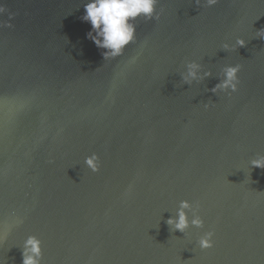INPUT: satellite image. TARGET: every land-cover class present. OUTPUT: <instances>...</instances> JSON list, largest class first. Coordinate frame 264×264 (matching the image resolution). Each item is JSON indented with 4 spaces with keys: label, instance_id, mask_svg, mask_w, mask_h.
Wrapping results in <instances>:
<instances>
[{
    "label": "water",
    "instance_id": "water-1",
    "mask_svg": "<svg viewBox=\"0 0 264 264\" xmlns=\"http://www.w3.org/2000/svg\"><path fill=\"white\" fill-rule=\"evenodd\" d=\"M85 2L0 0V264L29 235L41 264H264V0H159L107 60ZM188 60L212 75L183 83ZM228 64L238 90L213 93ZM185 199L204 225L172 231Z\"/></svg>",
    "mask_w": 264,
    "mask_h": 264
},
{
    "label": "clouds",
    "instance_id": "clouds-1",
    "mask_svg": "<svg viewBox=\"0 0 264 264\" xmlns=\"http://www.w3.org/2000/svg\"><path fill=\"white\" fill-rule=\"evenodd\" d=\"M219 0H204L207 7L216 5ZM201 0H196L199 5ZM159 0H86L84 3V14L81 17L83 21L91 24V30L87 37L91 39L97 48L103 49L101 54L104 60L121 56L128 45L136 40V23L135 21L143 17L146 21L159 20L163 9L157 10ZM4 12L0 8V13ZM8 20L2 25L3 27H13L11 20L12 13H8ZM257 36L264 38V29L257 32ZM242 37H237L234 44L223 43L222 48L225 50L236 49L245 44ZM202 64L197 60H188L185 62L186 71L181 74L183 83L191 84L193 81L203 80L211 76V71H203ZM240 64H228L223 67V78L210 89L213 93L226 92L229 96L236 92L239 87ZM205 108L210 104L205 103ZM84 163L93 172L99 171V157L93 152L85 156ZM251 165L264 168V155H258L251 160ZM189 212L192 213L189 218ZM166 223L172 231H185L190 226L197 228L203 227L204 220L199 214V204L193 205L189 200H181L174 216L168 217ZM213 232L207 231L199 237L198 244L201 249H207L213 246ZM3 237L0 236V240ZM42 241L36 235H29L22 245V264H41L42 261Z\"/></svg>",
    "mask_w": 264,
    "mask_h": 264
}]
</instances>
